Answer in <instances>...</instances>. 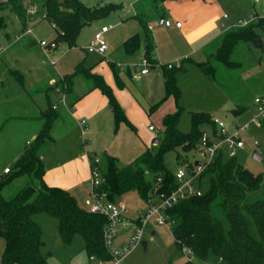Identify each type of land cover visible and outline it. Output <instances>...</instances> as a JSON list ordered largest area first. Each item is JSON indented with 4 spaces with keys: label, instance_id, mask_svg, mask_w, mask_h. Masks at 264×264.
<instances>
[{
    "label": "trees",
    "instance_id": "obj_1",
    "mask_svg": "<svg viewBox=\"0 0 264 264\" xmlns=\"http://www.w3.org/2000/svg\"><path fill=\"white\" fill-rule=\"evenodd\" d=\"M164 1L138 0L133 16L139 22L142 36L133 33L121 44L125 52L131 53L140 48L143 41V57L150 65L158 62L153 56L155 42L149 23L153 18L163 17ZM1 7L9 8L23 26L26 0H3L0 1ZM119 7L121 3L112 1L97 5H87L83 0L43 2L45 19L55 25L53 39L57 44L64 42L69 47L75 44L83 25ZM1 21L4 22L0 17V26ZM256 26H264V17H254L245 24L222 30L216 40L218 43L214 52L206 54V59L199 61L185 59L194 62L207 77L225 89L226 85L218 81L217 67L220 64L225 70H232L240 65L230 58V54L238 42L252 41L258 36ZM186 60L183 59L177 65L168 66L169 63L162 65L164 95L160 101L150 106V110L159 106L168 97L175 101V109L162 116L163 131L157 136L156 149L146 147L129 163L121 164L117 157L108 154H105L103 167L96 163L101 172V181L96 186V191L99 194L104 193L106 199L115 201L116 195L133 190L145 202L154 192H171L176 187V181L174 171L168 169L165 164V153L175 149H180L184 153L197 149L205 125L209 126V134L219 135L212 116L199 111L190 112L188 131L183 132L177 127L182 107L177 103L180 90L175 73L184 68L183 63ZM110 66L114 71L117 87L123 88L122 80L115 73L117 70L115 64L112 63ZM77 74L90 80L89 89L98 88L105 94L115 123L125 121L134 128L101 74L90 72V68H85L79 63L72 73L58 79L56 85L66 93L69 92ZM10 75L17 82L19 80L18 83H22L24 73L11 68ZM45 98V104L39 107V117L42 119L39 131L24 144L11 166H5L8 172H0V238L3 240L0 261L2 264H48L43 253L41 229L32 217L34 213L40 211L57 218V230L64 243L71 242L74 235L79 234L83 239V250L87 259L92 256L109 260L110 253L103 238L106 217L89 209H82L70 191L58 185L47 184L43 180L45 168L41 154L48 145L54 143L51 128L59 115L50 97ZM242 109L241 106L233 110L241 112ZM259 121L264 124V118ZM89 158V165H95L92 155ZM180 158V152L176 151V159ZM181 160L187 162L189 166L192 165V161L184 158ZM20 175L30 176L36 180V184L29 183L12 197L5 198L1 193L2 188ZM196 179V183L202 189L201 194L182 197L166 210L171 220L169 229L175 246L187 251V258L178 264H197L195 260L208 264H264L263 173H254L238 162L236 156H227L219 152Z\"/></svg>",
    "mask_w": 264,
    "mask_h": 264
},
{
    "label": "rangeland",
    "instance_id": "obj_2",
    "mask_svg": "<svg viewBox=\"0 0 264 264\" xmlns=\"http://www.w3.org/2000/svg\"><path fill=\"white\" fill-rule=\"evenodd\" d=\"M100 1L119 2V0H83L87 5L96 4ZM203 11L205 16H222L224 13L227 15V23L240 24L244 20H249L253 14L252 9H256L261 15L264 14V8H257L258 3H264V0H202ZM44 0H29V7L35 9V21L32 24L34 36L37 39H52L55 36V30L44 17H41L43 12ZM166 2V3H165ZM163 5L167 14L178 12V19L185 20L186 9L183 8L181 2L178 0H166ZM120 3V2H119ZM100 4V3H99ZM195 1H190V6H193ZM136 4H134V7ZM187 8V11L189 10ZM255 7V8H254ZM199 8L194 7L193 13L201 11ZM195 11V12H194ZM0 17L3 19L4 25L0 26V44H9L14 42L15 37L24 29L27 24L26 18L23 26H20L19 21L15 18V14L9 8H0ZM173 23L167 26L159 24L158 18L151 19L152 33L156 42V49L161 50V57L157 64L150 65L148 71L158 69L162 79L163 93L157 100L150 102L148 100L149 91L152 87L151 80L142 82L141 76L138 78H130L126 73H120L116 70V75L124 82L126 89L122 91L117 87L114 79V71L111 69V64L114 63L120 68L129 66L131 70L139 68L142 60L140 58V49L127 53L122 49V42L127 36L138 33L142 36V30L139 22L129 17L127 12L121 7L106 15H102L97 19H93L90 23L85 24L80 29L75 44L69 47L66 43L61 42L62 50L59 54H53L55 59L54 64L45 63L44 68L48 74L63 76L70 74L75 70L77 64H82L85 68H90V72L99 73L103 76L105 82L110 85L114 96L118 99L123 111L129 121L133 124L134 128L127 124L125 121L115 123L111 108H105L99 112V118L102 116L101 123H94L93 133H88L90 139L86 140L87 144L84 147L80 136L81 127L76 124V119L70 116L69 112L64 113V104L61 102L60 97L62 94L59 92H50L49 97L53 100H59L58 113L62 115L61 119L64 125L61 128L54 129L55 142L48 145L43 150V164L45 170L53 171L50 176L56 183H74L70 191L76 198L78 205L85 210H88L87 198H92L91 185H90V171L88 174V160L82 153L85 148L92 155V160L98 158V164L102 167L105 163V154L117 157L121 164L129 163L137 155H139L146 147L155 150L156 143L151 142L153 137H157L163 131L162 116L166 112H171L175 109V101L172 97L165 99L159 106L150 110V106L160 101L164 95V83L162 74V65L171 63L179 64L185 58L179 60L172 59L173 47L181 49V44H169L172 40L183 41L177 35V30L174 25V18L170 17ZM221 18V17H219ZM256 18H260L256 15ZM175 20H177L175 18ZM179 21V22H180ZM222 22V19L218 21ZM216 24L209 26L202 34L198 42L192 41L194 44L187 45L189 51L194 50L189 54L193 61L206 59V54L214 52L217 45V39L211 42L212 37L222 31L220 26ZM108 24L109 30L104 33L103 38L108 47L109 59L105 60L102 55L97 53H89L85 47L90 38L99 28L101 24ZM2 24V21H1ZM21 27V30H20ZM196 27L193 28V30ZM255 31L257 37L261 39V46H257L253 41H240L235 44L230 58L239 62L240 65L232 70H225L220 64L217 67L218 81L226 85L225 89L221 88L219 84L207 77L200 68L188 60L184 61V68L175 73L176 83L179 87L180 93L177 103L182 107L178 120L177 127L186 132L190 128V112L199 111L207 113L210 116H216L224 121L225 125L232 129L237 125L247 123L254 114L255 108L252 106V99L256 94L264 92V26H256ZM6 33L9 34L6 38ZM197 32L194 30V35L197 37ZM29 35H23L18 40L17 44H31L28 42ZM174 42V43H175ZM204 44L203 47L199 46ZM60 45V46H61ZM2 46V45H1ZM171 46V50L168 49ZM36 46H32V51L37 53ZM19 49V48H18ZM17 49V50H18ZM109 51L113 53H109ZM178 52V51H176ZM183 53V52H181ZM59 55V57H57ZM38 56V54H37ZM39 58V57H38ZM45 58V57H44ZM57 58V60H56ZM260 61V66L256 62ZM19 68L25 72V88L37 89L42 95V104H45V91L48 87L47 77H41L38 71L31 65V60L28 56L19 57ZM177 62V63H176ZM94 63V64H93ZM18 66V65H17ZM46 66V67H45ZM96 66V68H94ZM84 69V68H82ZM93 70V71H92ZM126 70V69H125ZM134 71V70H133ZM178 78V81H177ZM58 84V78L54 79ZM50 84L51 88L56 87ZM90 80L84 76L77 74L73 79V88L82 92L85 86L90 87ZM145 86V91H142L141 85ZM101 92V91H100ZM64 93V92H63ZM102 93V92H101ZM65 94V102L73 99L70 93ZM103 94V93H102ZM105 96V94H104ZM106 97V96H105ZM30 99H39V96L32 95ZM120 99V100H119ZM73 104L76 99L73 100ZM171 104V106L169 105ZM72 106V105H71ZM243 107L241 112L233 109ZM74 111V106L71 112ZM106 113L108 119H106ZM68 115L70 117H68ZM82 116H77L80 121ZM76 122H74V121ZM152 125L157 130V133L150 131L148 126ZM205 131H209V126H204ZM19 130L4 133L0 137V172L2 166H11L12 159L16 157L18 147L22 148L24 143L22 140L19 145ZM242 140L244 145L236 152L237 161L249 168L254 173L262 172L264 175V160H257L252 157V151L257 150L260 154L264 155V124L261 121H252L242 132ZM73 144L72 147L67 146L69 141ZM257 144H254L253 141ZM92 151V152H91ZM176 151L180 152L181 158L188 161L195 160L198 157L197 149L184 153L180 149L170 150L165 153L164 160L168 169L175 171L178 167L184 166L187 162L176 159ZM82 154V155H81ZM74 159V161H73ZM87 164L81 165L79 161L86 160ZM56 169V170H54ZM46 176V174H45ZM43 180L47 183L46 177ZM31 181V182H30ZM35 183L36 180L28 175H20L12 179L6 184L1 193L5 198L12 197L17 191L29 183ZM48 184V183H47ZM57 185V184H50ZM60 186V185H58ZM61 187V186H60ZM116 202L123 203L126 212L123 214L127 217H134L138 214V210L145 209V202L140 198L137 192L131 190L126 191L115 196ZM33 219L41 229V238L43 240V253L46 256L48 264H85L87 255L83 250V239L79 234L74 235L69 243H64L57 230V218L47 212L40 211L33 214ZM154 229V231L152 230ZM130 233V230L121 229L114 239V244L119 246L125 242ZM150 234V235H149ZM151 236V238H149ZM143 240L146 241L145 247L137 244L130 248L125 256L118 262V264H178L187 258V251L185 249H178L173 241L170 229L165 224H158L152 217L148 221V227L143 235ZM3 247V240L0 238V254ZM197 264H208L201 260H195Z\"/></svg>",
    "mask_w": 264,
    "mask_h": 264
},
{
    "label": "crops",
    "instance_id": "obj_3",
    "mask_svg": "<svg viewBox=\"0 0 264 264\" xmlns=\"http://www.w3.org/2000/svg\"><path fill=\"white\" fill-rule=\"evenodd\" d=\"M137 1L138 0H119V2L122 5V9L127 12L129 17H132V18H134L133 15H134L135 9H136V6L134 7V4H136ZM190 1L191 2L195 1V4L194 5L192 4L193 6L189 7ZM103 2H105V1H100V2H98L96 4H92V5H97V4L103 3ZM119 2H117V3H119ZM164 2H163V5H165V3H166V2L165 3ZM179 2H181L183 8L186 9V12L184 15L185 20L183 22L178 19V16H179L178 12H172V13L167 14L166 11L164 10V15L162 17V18L170 19L169 18V16H170V17L174 18V22L180 21L179 26H176L174 24L173 27H175V29H178L176 33H177V35H181L180 38L182 37L181 39L183 41L175 42V40H172L171 41L172 43H169V44H181V47H182L181 49L177 48V46L173 47L174 51L172 54L173 55L172 59H176L175 61L179 60V58L191 59V57H189V54L192 53L195 49L189 51L187 49V45L190 46L191 43L194 44L192 42L193 40H194V42L195 41L198 42L199 39L201 38L202 34L207 30V28H209V26L216 24V22H218L220 19H222V21H223V17H222L223 15L222 16L214 15V16H210V17L204 15V11L202 9H203V4H205V1H204V3H201L202 0H178V3ZM188 7H189V10L187 11ZM194 7H197V8H199V10H201V11L198 10L199 11L198 12L199 17L197 16L196 13H193ZM259 7L264 8V3H260V4L258 3L257 8H259ZM164 8H165V6H164ZM252 11H253L252 15H254L255 18H256V15L258 17H264V14L263 15L259 14L256 9H252ZM219 17H221V18H219ZM15 18L18 20V18L16 16H15ZM175 18L177 20H175ZM171 21L173 22V20H171ZM19 23H20V21H19ZM220 23L218 22V25H220ZM149 24L151 26V22ZM1 25H4V27H5L6 23L3 22ZM101 25H108V24L103 23ZM20 26H21V23H20ZM100 26H99V28H100ZM21 27H20V30H21ZM194 27H196V29H194V30L198 33L197 37H196V35H194V30H193ZM99 28H96L95 31L98 30ZM150 29H151V33H152V27ZM108 30H109V28H108ZM221 33H222V31L219 33H216L212 37L211 42L213 40H215L216 38H218ZM152 36H153V33H152ZM7 37L9 39L8 33H6V38ZM153 39H154V36H153ZM13 41L14 42L9 41V44H5V45L0 44V46L2 45L1 47L5 48L4 52L0 56V137H2L4 135V133L11 132L14 130H19V132H20L19 137L20 138H18L19 139L18 141H19V145H20L21 140L24 142L22 144V148H23L24 144L28 143L36 135V133L39 131V129L41 127L42 119L39 117V107L41 105H43L42 104L43 102H42V95L39 92L40 90H37V89L30 90V89L25 88V76H26V74L24 71H22L19 68V64H20L19 57L24 56V55L28 56L29 59L31 60V65L34 67V69L36 71H38V74H41V77H43V78L47 77L48 87L46 90H44L45 91V97L46 96L48 97L50 92H55V89L53 87L51 88L49 81L51 79H56V78L60 79V78H62V75L61 76H58V75H52L51 76L50 74H48L47 70L44 68V64L45 63L47 64L49 62L46 60V58H44V55L41 51L40 46L34 40H32V38L28 39V42L31 44H17V42H15V40H13ZM154 42H155V39H154ZM142 43H143V41L141 42V46L139 48L140 49V58L143 57V44ZM204 44L205 43L201 44L199 46V48L203 47ZM34 45L37 47L36 48L37 53L36 52L34 53L32 51V46H34ZM60 45H61L60 43L57 44V48L52 53L55 52V54H59V52L63 48L62 45L61 46ZM168 49L171 50V46H168ZM160 51L161 50L156 49V42H155L153 56L157 60V62L162 60ZM176 51H178V52H176ZM181 52H183V53H181ZM89 53H91V52H89ZM109 53H113V52L109 51ZM37 54H38V56H37ZM109 55H108V47H107L106 54H105V56H103L104 58H106L105 60L109 59ZM52 56H53V54H52ZM57 57H59V55H57ZM56 60H57V58H56ZM256 62L258 64L260 63L259 60H256ZM117 65H116V68H117L118 72L126 73L131 79L135 78L132 76V70L129 66H127L126 68H120V65L119 66H117ZM259 66H260V64H259ZM11 68H16L21 73H24V76H23L24 78H23L22 83H18L19 80L17 82V80L14 79L10 75ZM94 68H96V66H94ZM141 75H142V77H141L142 82H144L145 80H151V82H152V87L148 93L150 96L148 98V100L150 102H153V101L157 100L158 98H160V96L163 93V89H162V79H161V75H160V72L158 71V69L156 68V69H153L151 72L147 71L143 74H139L136 78H138ZM18 77L20 79H22L20 76H18ZM177 81H178V78H177ZM123 84H124V82H123ZM141 87H142V91H145V86L143 84L141 85ZM125 89H126V85L124 84V87L120 88V90H118V91L120 92V91L125 90ZM64 93H66V91H64ZM68 93H70V95H71V97H73V99L70 100L69 102L66 101V105H64V110H65L64 113L69 112L70 116H73V118L76 119L77 123L74 120L73 121L76 124H78L80 127H81L80 121H78L77 116L84 117L81 119L85 120L84 131H83L85 138H84V136H81V138H84V139H82L83 140L82 143H83V146L85 147L87 144L86 140L87 139H88V141L90 140L88 138L87 134L93 133L94 123H98V121H99V123H101V121H102L103 117L100 116V118H99V115H98L99 112L101 110L105 109L106 107L109 109L110 106L108 105L107 98L104 96V94H102L100 92V89H98V88L89 89V86H87V87L85 86V90L82 92H79V91L75 90V88H73V86H72L71 89L69 90V92H67V94ZM36 94L39 96L38 100L30 99V97L32 95H36ZM75 99H76L75 103L72 106H70L71 102H73V100H75ZM52 102L54 104L57 102V100L55 99ZM169 105L171 106V104H169ZM73 106H74V111L71 112V109L73 108ZM252 106L254 107L253 100H252ZM58 107H59V104H58ZM70 116L68 115V117H70ZM61 117H62V115L59 114L58 117L55 119L53 126L51 128V136L53 137L54 142H55L54 129L61 128L64 125ZM212 117H216V116H212ZM106 119H108L107 113H106ZM150 131H152V130H150ZM153 138L151 139L152 144L154 143ZM0 141H2V140H0ZM67 146L72 147L73 144L69 141V144ZM22 148H20V146L18 147V149L16 151L17 155H16V157H14V159H12L13 161L21 153ZM87 148L88 147L85 148V152L82 154L85 157H87V159H88L89 156H91V154L89 153ZM41 159H42V161L44 160L43 153L41 154ZM87 159L85 161L84 160L79 161L80 164L81 165H83V164L85 165V163L87 164ZM73 161H74V159H73ZM89 163H90V160H88L87 166H89ZM5 166H8V165L2 166L1 171H3V168ZM89 169H90V166L88 167V174H89ZM54 170H56V169H54ZM52 172L53 171L45 170L44 176L46 174L45 177H46V181L48 184H57V185H60L61 187L65 188V189L66 188L71 189L74 186V183H71V182L56 183L52 179V177L50 176V174ZM89 199L90 198H87V200H86L87 204H88ZM153 231H154V229H153Z\"/></svg>",
    "mask_w": 264,
    "mask_h": 264
},
{
    "label": "built area",
    "instance_id": "obj_4",
    "mask_svg": "<svg viewBox=\"0 0 264 264\" xmlns=\"http://www.w3.org/2000/svg\"><path fill=\"white\" fill-rule=\"evenodd\" d=\"M28 1L29 0H26L25 12L27 24L19 33V35L15 37V40L19 39L23 35L30 34L32 40H34L40 46L46 60L50 64H54L55 59L52 56V52L57 48V43L53 38L50 40L44 38L37 39L34 36L31 23L35 21V9L33 7H29ZM45 14L46 13L43 10L41 17L45 18ZM222 17L223 21L219 26L222 30H225L231 26L247 23V21L254 18V15H252L249 20H244L240 24H234L232 22L227 23V15L225 13ZM158 22L159 24L164 26H169L173 23L168 18H159ZM50 24L53 28L55 27L54 23ZM174 24L176 26H179L180 22L175 21ZM149 27H151L150 24ZM108 28V25H101L100 28L93 33L91 39L85 47L87 52H93L105 56L107 45L105 43L103 35L108 30ZM4 50L5 48L0 46V56L4 52ZM139 65V68L133 69L134 71L132 70L133 77H137L139 74L147 72L148 67L150 66L149 62L144 57H142ZM170 65L171 63L168 64V66ZM54 83H56L54 79H51L49 81V84L54 85ZM54 89L56 90V92H60L62 94V96L60 97L61 102L66 105L65 94L63 93L64 91L61 90L57 85ZM58 104L59 100H57V102L54 103L53 106L57 108ZM253 104L255 112L251 119L247 123L243 125H237L232 129H229L225 125L224 121L220 118L212 117V121L218 129L219 135L212 136L207 131H204L202 133L197 147L198 157L195 159L197 161V164H194L195 160H193L191 166L186 163L184 166L178 167L174 171L176 187L169 193L154 192V194L150 196L147 201H145V209L138 210V214H136L134 217H127L123 215L126 212L123 203L108 200L105 198L104 193L99 194L96 191V186H98L101 181V172L96 167L98 158H94L95 165H89L92 198L88 201V209L92 212H97L106 217L107 222L106 226L104 227L103 238L105 246L110 253V259L102 260L91 256L87 259L85 264H118V262L125 256L130 248L134 247L137 244H141L142 241H144L143 235L148 227V221L152 217L158 224H165L169 227L171 224V220L166 210L172 207L182 197H187L193 194H201L202 189L196 183V177L203 170V168L208 163H210L219 152H223L227 156H236L237 150L239 148H242L244 145L241 136L242 132L252 121L257 122L261 118H264V94L254 96ZM84 124L85 120L81 119L80 125L82 129L80 132V136H82L83 134ZM148 128L157 133V130L152 125H150ZM253 143L257 144L255 140L253 141ZM186 168H190L189 175L186 173ZM3 171L8 172V168L4 167ZM136 220H138V223H136ZM121 229L130 230V233L127 239H125V242L121 243L119 246H116L114 244V239ZM149 238H151V236H149ZM0 264H2L1 261Z\"/></svg>",
    "mask_w": 264,
    "mask_h": 264
},
{
    "label": "water",
    "instance_id": "obj_5",
    "mask_svg": "<svg viewBox=\"0 0 264 264\" xmlns=\"http://www.w3.org/2000/svg\"><path fill=\"white\" fill-rule=\"evenodd\" d=\"M254 42V44H256L257 46H260L261 44V40L260 38L256 37L252 40ZM153 142L154 143H157L158 142V137H154L153 138ZM252 157L254 159H257V160H262V154H260L257 150H253L252 151ZM194 164H197V161L195 160L194 161ZM186 173L189 175L190 174V168H186ZM146 245V242L145 241H142V246L145 247Z\"/></svg>",
    "mask_w": 264,
    "mask_h": 264
}]
</instances>
